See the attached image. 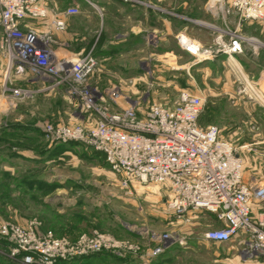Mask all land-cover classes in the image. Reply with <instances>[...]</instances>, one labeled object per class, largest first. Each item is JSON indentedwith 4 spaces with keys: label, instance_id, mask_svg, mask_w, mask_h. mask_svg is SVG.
Masks as SVG:
<instances>
[{
    "label": "rangeland",
    "instance_id": "rangeland-1",
    "mask_svg": "<svg viewBox=\"0 0 264 264\" xmlns=\"http://www.w3.org/2000/svg\"><path fill=\"white\" fill-rule=\"evenodd\" d=\"M46 1L51 3L48 13L56 15L54 3L63 0ZM125 1L137 3L138 11L153 19L164 34L148 41L155 46L131 35L118 41L112 39L115 33L101 29L98 20L84 23L75 18L72 26L77 34L67 50L78 56L91 51L97 60L85 83L103 96L111 110L128 104H137L140 110L152 102L171 105L183 91L198 96L199 125L217 127L226 141L241 148L244 173V159L254 164L263 156L255 147L264 143V18L242 22L219 11L216 0ZM129 7L122 9L131 12ZM233 32L247 42L239 63L227 64L218 51ZM41 33L52 48L60 46L52 28ZM183 35L211 57L196 63L180 48L178 38ZM6 67L0 56V227L11 224L27 229L32 224L36 236L63 240L70 252L84 247L82 238L99 242L94 253H67L53 264H241L236 241H203L205 232L219 227L212 224L213 218H204L199 226L166 212L164 186L126 182L88 146L51 140L45 132L48 127L88 128L96 117L76 109L64 88L38 91L40 87L30 86L31 77L6 73ZM17 87L33 93L11 101L9 90ZM125 229L133 234L127 236ZM162 235L183 243L175 242L151 257L162 244L157 238ZM14 249L0 234V264H29Z\"/></svg>",
    "mask_w": 264,
    "mask_h": 264
},
{
    "label": "built area",
    "instance_id": "built-area-1",
    "mask_svg": "<svg viewBox=\"0 0 264 264\" xmlns=\"http://www.w3.org/2000/svg\"><path fill=\"white\" fill-rule=\"evenodd\" d=\"M216 8L226 15L238 16L242 22H260L264 18V0H216ZM77 12L76 8H67L65 14ZM27 20L47 21L57 31L65 27L57 14L49 19L41 0H0V54L6 60V73H30L41 84L38 91L64 88L76 109L96 117L88 128L48 127L45 132L51 140L88 146L102 155L114 175L126 182L164 186L166 212L185 221L206 213L220 223L203 234V241L219 244L234 240L241 248L242 264H264V184L245 183L241 148L226 141L217 127L199 125L201 99L183 91L171 105L152 102L144 110L137 104L111 110L103 96L85 83L97 68L91 51L73 59L59 58L49 38L27 25ZM227 36V43L218 53L228 59L241 55L247 39L236 32ZM178 43L196 63L211 57L184 35ZM32 93L28 88L9 90L11 101ZM254 206H259L256 217ZM0 234L15 246L12 252H22L23 262L29 264H53L67 253H94L100 247L99 242L82 238L84 247L70 252L63 240L36 236L32 224L27 229L3 224ZM157 238L162 244L151 257L175 242L183 243L168 235Z\"/></svg>",
    "mask_w": 264,
    "mask_h": 264
},
{
    "label": "crops",
    "instance_id": "crops-1",
    "mask_svg": "<svg viewBox=\"0 0 264 264\" xmlns=\"http://www.w3.org/2000/svg\"><path fill=\"white\" fill-rule=\"evenodd\" d=\"M41 2L46 6L50 7V4L46 0H41ZM52 2V1H50ZM53 3V2H52ZM132 3V2H131ZM126 6H130L129 9H131V12H124L122 8H125ZM145 6V5H143ZM54 7L57 8V16L59 19H61L65 25L66 28L64 31H57L53 29L51 26H49L47 21L44 22H35V21H29L27 20V25L33 26L38 32H42L45 30H48L49 28H52V31L54 34H56V38L58 39V45L59 47H54L55 54L59 58H76L79 54H75V52H70L67 50L66 47L73 44L75 42V39L73 38L74 35L77 33L75 32L72 22L75 18H80L84 23H89V19H96L98 20L101 29H104L106 32H112L115 33L112 36V39L122 41L125 39L126 35L134 36L135 38H141L144 42H146V45H152L148 41L153 40L156 41L157 38H161L164 32H160L157 30L155 26V22H153L151 18H147L146 13L141 14L139 11V5L137 3L130 4L129 2L125 0H63L58 3H54ZM67 8H76L78 12L73 15H66L65 11ZM116 9V10H115ZM115 10L114 14H111L109 11ZM139 10V11H138ZM100 11H103L104 13L98 16V14H94V12H97L100 14ZM110 13V14H109ZM137 13V14H136ZM53 14L49 13V19L52 17ZM249 25V24H248ZM115 29V30H114ZM122 30H124L122 32ZM85 34H88V30L83 31ZM76 33V34H75ZM90 37L91 35L88 34ZM138 36V37H137ZM60 38V39H59ZM112 43V42H111ZM110 44V42H109ZM104 47H107V45H102ZM152 46H155L154 44ZM185 53V52H184ZM188 55L187 53H185ZM0 56H2L0 54ZM189 56V55H188ZM222 62H225L227 64H235L239 63V57L241 55H238L234 58L228 59L225 55H220ZM18 77H27L30 82V86L32 87H41V84L37 81H34V77L30 73H24L23 75H15ZM264 78V70L261 72V78ZM264 87V83H263ZM44 91V90H43ZM256 151L259 153H262L263 156H260V160H255L253 163H248L247 158L244 159L245 163V170L244 173H242L243 181L245 183L253 184H264V143L260 144L259 146L255 147ZM241 151V150H240ZM96 153V152H95ZM100 157H102L101 154L96 153ZM240 154V152H239ZM241 156V155H240ZM248 157V154H247ZM249 158L252 160L254 158L249 155ZM103 159V157H102ZM104 160V159H103ZM259 161V162H258ZM246 162L248 164H246ZM252 162V161H251ZM255 164H260L259 167ZM259 206H254L253 208V214L255 215L258 212ZM204 218H213L211 215H208L206 213H198L195 215H192L190 217V221L188 223L192 224L193 222H202ZM212 224L216 226H220V223H218L213 218ZM196 223V224H197ZM194 225V224H192ZM199 226H203L202 224L198 223ZM206 225V224H205ZM188 226V225H187ZM190 226V225H189ZM188 226V227H189ZM188 229V228H187ZM128 231L129 235L133 232L129 229H125V232ZM136 236V239H139V233H134ZM235 262V261H234ZM240 264V263H239ZM242 264V263H241Z\"/></svg>",
    "mask_w": 264,
    "mask_h": 264
}]
</instances>
